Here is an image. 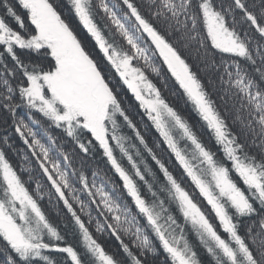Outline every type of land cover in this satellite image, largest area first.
Returning <instances> with one entry per match:
<instances>
[{
  "label": "snow or ice",
  "instance_id": "obj_1",
  "mask_svg": "<svg viewBox=\"0 0 264 264\" xmlns=\"http://www.w3.org/2000/svg\"><path fill=\"white\" fill-rule=\"evenodd\" d=\"M0 264H264V0H0Z\"/></svg>",
  "mask_w": 264,
  "mask_h": 264
},
{
  "label": "trees",
  "instance_id": "obj_2",
  "mask_svg": "<svg viewBox=\"0 0 264 264\" xmlns=\"http://www.w3.org/2000/svg\"><path fill=\"white\" fill-rule=\"evenodd\" d=\"M89 43H90V42H89ZM165 95L167 96L168 93L165 92ZM169 99H171L172 102H173L174 104H176L177 107L181 108V110H182L183 112H188V109H186V108L183 107L181 101L175 100V99H173V98H171V97H169ZM128 100H129V102L132 103L133 106L135 107V101L132 99L131 96H128ZM137 111H138V110H137ZM132 115H133V118H134V119H137V120L139 119V116L136 115L135 113H132ZM189 115H190V114H189ZM191 120L195 123V122H196V117H195V116H191ZM145 122H146V121H145ZM155 135H156V133L154 132V130H151V129H150V134L148 135V140H149L150 143H151V141H152V137H154ZM202 136L205 138V142L208 143V140H207V133H206V132H205V133H202ZM13 163H16V160H15V159H13ZM111 244H112V245H116V241L113 239V240L111 241Z\"/></svg>",
  "mask_w": 264,
  "mask_h": 264
}]
</instances>
